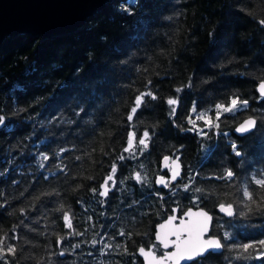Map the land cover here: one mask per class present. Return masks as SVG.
<instances>
[{"label":"trees","instance_id":"obj_1","mask_svg":"<svg viewBox=\"0 0 264 264\" xmlns=\"http://www.w3.org/2000/svg\"><path fill=\"white\" fill-rule=\"evenodd\" d=\"M261 19L264 0H117L75 32L43 41L5 38L0 237L16 254L0 264H121L173 205L211 211L210 232L225 245L188 264H264L259 246L241 256L233 247L264 240V209L244 194L247 188L257 200L264 195L254 182L264 179V97L255 88L264 78ZM149 91L156 99L144 97L130 121L136 97ZM236 96L248 105L217 121L216 106ZM169 99L178 100L174 115ZM197 113L219 127L198 119V132L189 123ZM246 115L256 125L237 136L232 127ZM145 131L147 148L139 144ZM133 132L134 151L126 152ZM165 155L182 165L169 188L154 184L167 174L160 166ZM227 169L235 175L221 178ZM137 172L145 179L137 182ZM108 174L113 180L101 196ZM221 203L232 204L234 215L220 213ZM105 230L112 246L106 259L96 241Z\"/></svg>","mask_w":264,"mask_h":264},{"label":"snow or ice","instance_id":"obj_2","mask_svg":"<svg viewBox=\"0 0 264 264\" xmlns=\"http://www.w3.org/2000/svg\"><path fill=\"white\" fill-rule=\"evenodd\" d=\"M130 3L133 2V0H129ZM127 11V9H125ZM131 14V13H129ZM261 25H264V19H261L259 21ZM177 91H180V89H177ZM258 91L261 95V97H264V78H261L259 83ZM149 96L152 99H156V96L151 92H145L141 93L139 96L136 97L134 107L131 109V112L128 116V119L131 121L136 114L137 110L142 106L144 103V97ZM168 104L172 107V114H175V105L178 103L177 99H169ZM248 105L247 100H240L238 96L234 97L231 100V104L227 107L224 105H217V115L216 119L219 121L220 116L223 114V112H233L239 108L246 107ZM24 109H19V111H23ZM193 112H196L195 106L192 109ZM204 113H200L197 116V119H204ZM5 117L0 115V126L5 125ZM189 123L193 124L195 127L196 121L189 118ZM207 125L209 127H219V124L216 123L213 125L210 121H206ZM255 125V120L249 118L248 120L244 121L237 129V132L244 133L249 131L252 127ZM202 135H206L205 133H201ZM149 133L145 131L143 133V137L139 139V144L143 146V148H147V140L149 139ZM134 139H135V133L129 134L128 139V147L125 149L126 152L134 151ZM233 151L237 156H240L241 153L237 150V145L235 143L232 144ZM45 159H47V156H45ZM119 159H124L123 156L119 157ZM170 160V157L165 156V167L170 168L171 171V177L170 179H166L164 176H160L158 180L156 181L158 184L163 185L164 187H168L172 181H175L177 177L180 176L181 172V165L177 162L179 160V157H177L175 160H172V166L168 164V161ZM112 172H116V166L115 164L112 167ZM234 172L231 169H227L225 171L224 177L221 178H228L231 179L234 176ZM135 180L137 182H140L145 179V177L141 176L139 172L135 173L134 176ZM113 180V176L109 175L107 179L105 180L104 184L101 186L103 188V191L100 192L101 196H107L108 195V182ZM254 182L256 185H259L262 189H264V179H259L254 177ZM187 190L188 185L184 186ZM95 192L96 189H93ZM196 192L200 193L203 191V189L196 188ZM245 196L248 197V199L257 206V208L264 209V195H261L260 198L257 200L254 198V194L250 191L245 189ZM197 199H199L197 197ZM220 211L226 213L228 216L234 215V210L232 204H220ZM249 212L252 211V208L249 206L248 208ZM175 211V210H174ZM240 215H245L244 212H241ZM64 220L66 222L65 226L68 228H72V221L71 218L67 213L64 215ZM178 218L173 215L170 216L165 223L159 225V231L156 234V240L160 242V244L163 245L164 248H168L169 246L173 247L175 251L172 252H166L160 256H157V254L150 249L146 250L144 247H140L138 249L139 253L143 255L147 261V264H181V261H194L198 257H203L206 253H210L213 250H218L225 245L222 243L221 239L216 236L210 235V226L212 217L205 211L200 210L197 212H193L191 209H189L187 212L184 213V218H180L177 222ZM120 235H124L123 232L120 233ZM225 237L229 236V233L224 234ZM60 240H63V237L60 238ZM93 244L96 243L95 240L92 241ZM6 244V238L0 237V259L4 258L6 255H15L16 254V247L13 244ZM260 247L261 249H264V240H261L258 242V244H243V245H233L234 248L241 249V252L238 253V256L244 255L245 253H249L250 249ZM108 247H111V245H108ZM153 248L156 247V245L152 246ZM126 251V249H125ZM258 257L264 258V250L257 253Z\"/></svg>","mask_w":264,"mask_h":264},{"label":"water","instance_id":"obj_3","mask_svg":"<svg viewBox=\"0 0 264 264\" xmlns=\"http://www.w3.org/2000/svg\"><path fill=\"white\" fill-rule=\"evenodd\" d=\"M116 1L117 0H0V44L7 37L15 38L16 36L19 35H28L31 37H37L39 41H43L63 34L75 32L76 30L80 29L91 16L95 15L96 13L100 12L105 7ZM259 83L260 80L256 83L255 88L257 93L260 95L258 91ZM249 118L255 120V125H256V117L254 115H246L234 124V126L232 127V132L237 136H243L249 133L250 131H252L255 125L249 131L244 133H240L236 131V129ZM165 156L170 157L169 155H165ZM165 156L161 157L160 166L162 169L168 170V176L167 177L164 176V177L166 179H170L171 171L170 168L165 167V161H164ZM177 157L178 156L170 157L168 164L172 166V160H175ZM177 162L181 165L180 160H178ZM180 172H182V165ZM108 176L109 174L106 175L101 181L100 184L101 191H103V188L101 186L104 184ZM160 176L163 175L159 174L155 177L154 184L157 187L169 188L171 185L177 182L181 174L179 177H177L175 181H172L168 187H164L163 185L158 184L156 182ZM219 205L220 204L216 206V209L220 213L227 215L226 213L220 211ZM189 209H191L193 212L203 210L212 217V213L207 209H205L204 207L192 206V205L185 207L182 210V212L177 215L178 205H175L172 207L171 213L167 214L164 218L156 222L154 226L155 240H156V234L159 231L160 224L165 223V221L170 216L173 215H175L178 218V220L180 218H184V213L187 212ZM210 230H211V226H210ZM210 235L219 237L216 234H210ZM160 245L161 247H163L162 244ZM140 247L141 246H139L138 249ZM138 249H137V253L142 257L143 264H147L145 257L139 253ZM222 249L223 248L218 250H213L212 252L219 253L222 251ZM172 251H175L173 247H171V249L167 250L166 252H172ZM190 262L192 261H181V264H188Z\"/></svg>","mask_w":264,"mask_h":264},{"label":"flooded vegetation","instance_id":"obj_4","mask_svg":"<svg viewBox=\"0 0 264 264\" xmlns=\"http://www.w3.org/2000/svg\"><path fill=\"white\" fill-rule=\"evenodd\" d=\"M165 171L167 174L166 175L163 174V176L167 177L168 176V170L165 169ZM173 206H175V205H173ZM173 206H171L170 211H167L161 218L154 221L153 224L149 226V229H146L144 232L141 233L140 238H139L140 242L136 243V245L133 246V248L127 249L128 253L126 254L125 258L122 260L121 264H143L142 257L137 253V249L139 246L144 247L145 249L151 248V250L154 251L157 254V256H160V255L164 254L167 250L171 249V247H168L166 249L161 247L160 243L155 240V238H154V226H155L156 222H158L159 220L164 218L167 214L172 212ZM185 207H187V206H185ZM185 207L181 208L178 205L177 215L180 214ZM212 217H213V213H212ZM210 234H213V233L210 232ZM117 235H120V233H118ZM124 235H126L125 239H127V236L130 234H124ZM96 241L99 244V247H98V252H100L99 255H101L102 251L104 250L103 256L100 258H104V259L110 258V256L112 255V246L108 247V245H111L110 233L108 232V230L107 231L105 230V232H103V233L97 234ZM153 245H156V247L153 248L152 247Z\"/></svg>","mask_w":264,"mask_h":264},{"label":"rangeland","instance_id":"obj_5","mask_svg":"<svg viewBox=\"0 0 264 264\" xmlns=\"http://www.w3.org/2000/svg\"><path fill=\"white\" fill-rule=\"evenodd\" d=\"M200 113H197V114H195L194 116H193V118H192V120H198L197 119V116L199 115ZM201 120H204V122L206 123V121H208V119L204 116V119H201ZM192 126H193V124H192ZM194 127V126H193ZM198 132L202 129V127L201 126H198L197 124H195V127H194ZM127 147H128V143H127ZM262 250H264V249H262Z\"/></svg>","mask_w":264,"mask_h":264}]
</instances>
